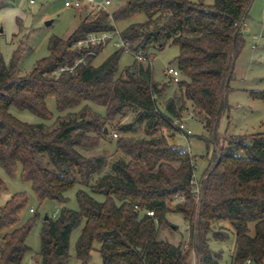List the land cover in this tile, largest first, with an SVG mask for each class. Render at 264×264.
<instances>
[{"label": "trees", "instance_id": "1", "mask_svg": "<svg viewBox=\"0 0 264 264\" xmlns=\"http://www.w3.org/2000/svg\"><path fill=\"white\" fill-rule=\"evenodd\" d=\"M253 1L131 0L112 17L86 12L69 38L50 40L49 56L26 75L19 69L20 49L9 64L0 49V169L30 184L40 205H63L59 217L42 219L35 264H67L72 233L81 226L75 246L80 264H89L96 243L103 264H194L193 257L196 264H220L223 252L212 242L225 243L231 234L230 264H264V134L218 132L229 110L227 95L245 46L242 25ZM141 14L143 23L121 32L133 50L152 58L169 46L179 48L170 66L182 80L164 107L159 100L172 85L161 86L152 64L135 59L121 71L122 49L99 66L94 62L100 54L75 67L86 53L75 50V43L113 30L111 20L117 28ZM251 94L264 101V92ZM49 98L61 114L55 121ZM187 102L208 134L201 139L215 147L199 182L194 157L174 137V124L189 112ZM13 108L53 124L24 123L12 115ZM113 131L117 159L109 165L106 151L97 152ZM77 186L79 209L71 210L65 207L67 193ZM6 191L0 176V194ZM176 198L184 200L172 204ZM28 204L26 193H18L0 207V264H26L33 252L27 238L39 216L31 209L34 215L24 218ZM171 214L189 226L187 249L159 240Z\"/></svg>", "mask_w": 264, "mask_h": 264}, {"label": "rangeland", "instance_id": "2", "mask_svg": "<svg viewBox=\"0 0 264 264\" xmlns=\"http://www.w3.org/2000/svg\"><path fill=\"white\" fill-rule=\"evenodd\" d=\"M113 5L110 7L112 12L118 10L131 0H112ZM193 3L203 2L205 5H214L215 0H190ZM66 0H36L34 6H29L22 1L0 0V49L6 63L12 59L14 52L20 49L21 60L19 69L21 75L29 74L36 64L49 56V43L53 37L66 40L76 30L80 23L81 17L86 12L75 8H66ZM145 15H137L117 23V28L122 32L131 24L143 23ZM2 31V32H1ZM242 32L245 37V46L239 58L236 61L234 78L230 83V90L227 95L229 110L224 114L220 121L218 132L223 135H252L257 133L264 134V101L255 99L252 92H264V0H254L248 13L245 24L242 25ZM114 51L109 46L97 57L94 62L95 66H99ZM179 55V48L169 46L165 50L153 53L152 69L155 81L165 86L169 78L165 74V70L170 65H175V60ZM134 57L130 53H124L119 62V68L123 71L126 67L132 65ZM177 91V85H172L167 89L162 99L159 100L161 107L173 97ZM189 112H192L191 103L187 102ZM47 107L53 114L55 121L61 114L59 113L54 98L47 99ZM103 111V108H98ZM12 115L24 123L37 125L46 123L49 126L53 122H44L29 112H21L17 109H11ZM186 113L182 119L185 120L187 126L193 132V136L186 137L179 133L174 134L176 143L185 148L190 146L191 155L195 159L196 170L195 180L199 182L209 166L214 146L208 147L206 141L201 139L207 138L208 134L199 119L194 116L195 120H187ZM129 117L123 120L127 123L131 120ZM187 120V121H186ZM119 120H116V125ZM108 128V127H106ZM114 132V131H113ZM108 137L101 143L98 153L106 151L109 157V165L116 159V141L117 138L113 134H107ZM0 176L7 185V191L0 194V207L5 205L11 197L18 193H26L29 198L28 210L24 213V218L33 216L31 209L36 211L39 218L31 230L27 245L32 249V254L26 257V264H35L37 253L40 250V235L42 231V219L45 216L54 218V213L59 217L63 205L49 201L42 205L39 204L34 195L31 185L23 183L17 177L10 179L4 171L0 169ZM79 187L67 193L69 201L65 207L71 210H78L79 205L76 199V192ZM88 191V189H85ZM94 198L100 202L104 201V197L94 195ZM169 225H163L159 230V240L170 242L173 244L183 243L188 245L189 242V226L181 215L171 214L168 218ZM83 226L76 229L71 236L70 255L71 258L67 264H80L75 258L76 242L81 234ZM215 251H222V259L220 264H230L231 254L235 247V237L230 235V239L225 243L212 242ZM100 245L95 244V250L89 264H103V258L99 253ZM193 257V262H195ZM254 264V263H251Z\"/></svg>", "mask_w": 264, "mask_h": 264}, {"label": "built area", "instance_id": "3", "mask_svg": "<svg viewBox=\"0 0 264 264\" xmlns=\"http://www.w3.org/2000/svg\"><path fill=\"white\" fill-rule=\"evenodd\" d=\"M16 1V0H10ZM22 2H26L29 6H34L36 4V0H18ZM113 5L112 0H66L65 7L66 8H75L78 10H84L88 13H105L112 17V11L110 7ZM112 19V18H111ZM111 25L114 27L113 30L105 31L102 33H90L87 35L86 38L79 40L77 43L74 44V49L79 51H86L83 58L79 59L75 63V67L80 63L84 62L85 58L88 56H97L103 52L107 47L111 46L114 50H124L125 53H130L135 60L143 64H152L151 57L147 56L143 49L140 50H133L128 43H126L122 36L121 32L116 28V24L111 20ZM73 70L74 68H64L62 71L65 70ZM166 76L169 78L168 82L170 85H174L179 83L182 80V73L174 66H169L165 70ZM187 120L194 119V115L192 112L188 113ZM186 120V121H187ZM175 134L179 133L186 137L193 136V132L191 129L188 128L187 123L184 119L177 121L174 124ZM114 137H118L117 132L112 133ZM185 153L190 152V146L184 148ZM184 199L176 198L172 204L177 202H181ZM33 212V210H31ZM146 214L150 217H155V213L153 211H147ZM57 216V213H54V217ZM188 245L184 246V249H187ZM252 261L248 260L247 264H251ZM196 264V261L194 262Z\"/></svg>", "mask_w": 264, "mask_h": 264}, {"label": "water", "instance_id": "4", "mask_svg": "<svg viewBox=\"0 0 264 264\" xmlns=\"http://www.w3.org/2000/svg\"><path fill=\"white\" fill-rule=\"evenodd\" d=\"M2 32V31H1ZM105 132L108 133V128H105ZM47 216L45 217V219L47 220Z\"/></svg>", "mask_w": 264, "mask_h": 264}, {"label": "crops", "instance_id": "5", "mask_svg": "<svg viewBox=\"0 0 264 264\" xmlns=\"http://www.w3.org/2000/svg\"><path fill=\"white\" fill-rule=\"evenodd\" d=\"M8 1H10V0H8ZM84 11V10H83ZM165 72V71H164ZM189 138V137H188Z\"/></svg>", "mask_w": 264, "mask_h": 264}]
</instances>
